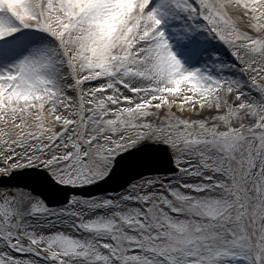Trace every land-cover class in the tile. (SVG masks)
I'll return each mask as SVG.
<instances>
[{"label":"snow or ice","instance_id":"obj_1","mask_svg":"<svg viewBox=\"0 0 264 264\" xmlns=\"http://www.w3.org/2000/svg\"><path fill=\"white\" fill-rule=\"evenodd\" d=\"M0 264H264V0H0Z\"/></svg>","mask_w":264,"mask_h":264}]
</instances>
